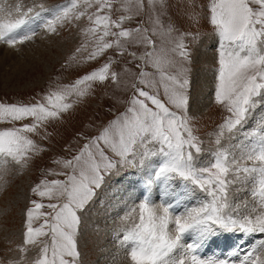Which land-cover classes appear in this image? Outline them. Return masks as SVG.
Returning a JSON list of instances; mask_svg holds the SVG:
<instances>
[{
    "label": "snow or ice",
    "instance_id": "1",
    "mask_svg": "<svg viewBox=\"0 0 264 264\" xmlns=\"http://www.w3.org/2000/svg\"><path fill=\"white\" fill-rule=\"evenodd\" d=\"M166 8L167 0H147L150 30L140 24L125 27L145 12V0H64L53 5L33 0L30 6L0 0V45L16 48L38 35L37 27L54 34L58 27L86 18L88 26L80 32L88 39L69 61L89 47L84 63L114 49L119 56L131 57L129 64L138 61L139 70L133 74V92L124 111L86 138L71 158L53 161L62 170L46 175L64 179H41L31 188L40 199L29 201L22 243L16 249L19 258L7 264H81L82 215L107 178L137 167L146 170V187L162 183L177 207L185 198L202 196L198 206L178 215L172 203L154 204L145 197L121 217L120 244L130 264H226L202 260L195 252L220 232L264 234V118L246 130L256 110L264 107V0H209L208 21L218 38L213 101L225 114L209 134L215 148L208 151L207 163L204 141L195 134L189 115L186 65L191 53L185 41L196 37L166 25ZM114 11L122 14L113 19ZM152 37H164L161 45L168 46H158ZM140 44L146 49L140 54L129 50V45ZM114 63L109 58L71 84L45 92L35 103H0V123L31 119L0 130V163L27 167L29 153L43 149L26 134L40 135L39 129L74 106L70 97L83 99L94 83L119 85L120 74L111 70ZM173 181L180 183L173 187ZM44 199L50 202H40ZM44 208L50 211H41ZM40 218L43 222L34 227ZM186 234H194L193 243H184ZM257 247L260 251L252 249L240 264H264V239ZM33 248L38 253L29 260ZM180 249L184 251L177 256Z\"/></svg>",
    "mask_w": 264,
    "mask_h": 264
},
{
    "label": "rangeland",
    "instance_id": "2",
    "mask_svg": "<svg viewBox=\"0 0 264 264\" xmlns=\"http://www.w3.org/2000/svg\"><path fill=\"white\" fill-rule=\"evenodd\" d=\"M16 2L17 0H8L10 4ZM21 2L30 6L33 0H21ZM43 2L46 5H53L63 3L64 0H43ZM208 4L209 0H167L166 15L163 17L166 25L171 23L178 32H190L196 37L195 40L188 37L185 41L191 53V62L186 65L190 69L188 74L190 81L188 89L189 115L192 117V127L195 134L204 141V163L210 159L208 151L215 148V145L211 143L212 137L209 134L214 131L225 114L214 103L213 96L207 106L201 110L193 111L196 102L199 103L200 99L204 98L202 95L204 94L203 88L198 81L199 74L209 71L213 74L212 79L215 83L218 68V38L208 21ZM145 5V12L132 21L125 22V27L134 28L140 24L141 27H147L151 30L147 0H145ZM120 14L122 13L114 11L113 19ZM141 21H143L142 24ZM87 26V19L82 18L81 21H73L72 24H66L63 28L58 27L57 33L54 34H49L37 27L38 35L23 45H17L16 48L0 45V103H35L36 100L41 99L45 92L54 90L59 85L71 84L79 76L100 67L109 58L115 61L111 70L120 74L121 81L119 85L113 84L111 81L103 84L94 83L90 89V94L83 99L78 100L75 96L70 97L69 102H72L74 106L63 113L60 119L50 121L39 129L40 135L27 133L26 135L33 139L40 146V149H43L36 153H29L31 159L27 167L21 168L11 161L7 165L0 163V264H7L8 260L19 258L20 254L16 249L22 243L25 211L31 206L30 200L40 199L32 194L31 188L41 179H64V177L46 175L48 170H62L53 161L71 158L72 155H75L86 142V138L98 134L102 126L124 111L127 100L132 95L131 84L135 79L133 74L139 71L135 67L138 61H132L129 64L128 61L131 60V57L127 54L119 56L114 49H110L97 60L84 63L83 57L91 50L89 47L87 51L82 50L80 53H76L75 60L69 61V57L75 53V49L87 41L88 38L80 32L81 28ZM149 34L151 33L149 32ZM176 34L178 33H174V35ZM152 38L157 41L158 46H168L166 44L161 45V40L164 37ZM129 50L140 54L146 49L143 44H140L129 45ZM198 53L201 56L199 59ZM208 55L211 56V60H208ZM126 68H131V72H126ZM146 71L152 72L153 69L146 68ZM214 83L212 85L213 92ZM262 118H264V107L256 110L249 119L246 130L257 127ZM24 123H31V119L0 123V130L13 126L19 127ZM141 169L139 167L122 169L120 173L107 178L106 182L110 179L121 178L124 173L131 174L136 171L139 172ZM172 183L175 187L180 182L173 181ZM98 192L96 199L82 215L78 235L81 264H99L100 255H103L102 253L108 255L106 247H108V242L110 244V239L101 235L105 227L102 228L92 217L97 213L95 207L102 208V202L105 199V189ZM16 196H23L24 198L19 200ZM201 196L202 194L198 193V198H185L178 207L176 206L177 202L167 196L166 203H172L174 214L178 215L183 213L186 207L198 206ZM239 198L244 199L245 197L240 194ZM40 202L47 204L50 201L44 199ZM41 211L48 212L50 209L44 208ZM42 222L43 218L35 220L34 227L39 226ZM122 236L121 232L111 234L113 240L114 238L122 239ZM194 239V234H186L183 241L185 244H190L194 242ZM262 239H264V234L258 232L252 234H244L239 231L220 232L212 242L197 249L195 255L202 260H223L226 264H240V261L252 249L257 248V251H260L257 246ZM116 246L114 240L115 249H117ZM183 251L184 249H180L177 256ZM37 253L38 249H31L28 254L29 260L34 258ZM117 260L113 256L112 261L118 262L119 260ZM127 263L130 264V261L128 260Z\"/></svg>",
    "mask_w": 264,
    "mask_h": 264
},
{
    "label": "bare ground",
    "instance_id": "3",
    "mask_svg": "<svg viewBox=\"0 0 264 264\" xmlns=\"http://www.w3.org/2000/svg\"><path fill=\"white\" fill-rule=\"evenodd\" d=\"M199 53H198V59L200 56ZM211 59H212L211 56L208 55V60ZM212 77L213 74H211L209 71L199 74L198 81L203 88L204 94L202 95H204V98L200 99L201 101H199V103L196 102V104L193 107V111L201 110L202 108L207 106V104H209L210 99L213 96L212 85L214 83V80L212 79ZM208 92L209 95H207ZM145 172H146L145 169H141L139 172L136 171L134 173L124 175L123 177L121 178L119 177L116 180H114L115 178L107 180L104 187L102 188L105 189V193H104L105 197L103 196L105 199L103 198L104 201L102 202L103 203L102 208L99 209L95 207V212L97 213H95V215L92 217L93 220H96V222L100 224L102 228L103 226L105 227V229L102 230L103 234L101 235L106 239H110V244L108 242L107 243L108 247H106L108 251V255L101 252L103 255H100L99 257L100 261L99 262L97 261L99 264H120V262L121 264H128L127 261L129 259L126 254V249L120 244L121 239L114 238L115 243L117 245L116 246L117 249H115L114 240L112 239L111 234L114 235L117 234L118 232H121V234L123 235L121 217H123L135 204H138L145 197L151 199V201L154 204H165L167 202L168 198L167 195H165V189L162 183H153L151 185V188L146 187V181L148 177L147 175L144 174ZM108 182H110V184L112 183L113 184L110 185L108 184ZM16 197H18L19 200L20 198L21 199L24 198L23 196H16ZM113 256L115 257V259H118L119 261L117 260L118 262H113L112 261Z\"/></svg>",
    "mask_w": 264,
    "mask_h": 264
}]
</instances>
